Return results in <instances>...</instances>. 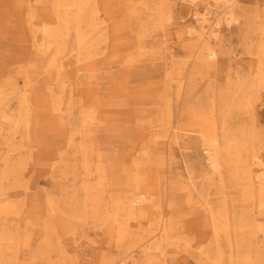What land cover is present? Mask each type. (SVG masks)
Listing matches in <instances>:
<instances>
[{
    "label": "bare ground",
    "instance_id": "1",
    "mask_svg": "<svg viewBox=\"0 0 264 264\" xmlns=\"http://www.w3.org/2000/svg\"><path fill=\"white\" fill-rule=\"evenodd\" d=\"M114 1L132 0H0V141L7 146L0 158V264L65 263L67 239L75 243L76 226L88 219L99 223L108 248L97 246L96 264H166L162 257L180 247L197 264H264V138L257 142L252 122L264 88V20H255L264 12L242 14L236 0H182L193 20L180 23L168 0H141L139 26L169 39L174 21L177 44L183 40L176 54L188 59L183 72L172 65L174 76L152 88V108L143 110L131 92L121 110L106 84L142 61L98 73V55L105 53L106 64L118 57L110 54L124 18L111 14ZM240 22L249 61L246 71L228 73L222 90L215 76L223 63L220 28ZM197 79L207 82V96L216 95L207 104L211 116L189 104ZM123 115V127L104 123ZM36 128L48 144L57 141L42 151L50 172L78 176L49 196L48 208L58 207L55 227L15 193L24 159L6 156L17 137L32 155L43 142L33 136ZM199 147L205 169L197 174L183 154ZM54 235L63 243L57 261L50 260Z\"/></svg>",
    "mask_w": 264,
    "mask_h": 264
},
{
    "label": "rangeland",
    "instance_id": "2",
    "mask_svg": "<svg viewBox=\"0 0 264 264\" xmlns=\"http://www.w3.org/2000/svg\"><path fill=\"white\" fill-rule=\"evenodd\" d=\"M143 2L145 1H114L111 14L117 19L124 18V22L121 24V30L114 36V40L112 41L113 49L110 55L111 57L118 55V57L117 60H115V58L111 59L110 57L112 61L109 60V63L106 64V62L103 63L104 57H106L105 53L100 54L98 55L100 58L97 65L100 67L98 71L99 75L103 76L107 73L111 74L117 71L119 72L120 68L118 62L120 64L122 63L121 66L125 67L127 62H130V59L132 58H134V61H142L140 63H136V65L142 64L139 65L137 71L125 70V67L124 71L122 70L123 72L119 74L120 78H122V81H108V84L106 85L108 86V91L112 94L110 103L113 105L119 107L123 106V103L127 101L129 97H131L132 92L133 97L135 95H140L142 109L144 110L145 108L148 109L149 107L152 108V106H154L153 101H155V93L152 92V88L159 89L162 80L167 79V75L174 76L172 71L177 70H171L172 65H177L181 69V72L184 71L185 65H182V63L188 58L182 53H180V55L176 54L179 50H181L180 44H182L183 40H181L180 44H177V34L174 31L175 24L173 23L174 21L188 23L193 19L191 15H189L188 11L183 7L182 0H168V2L172 5L173 14L175 16L173 18L174 21L171 22L172 24L166 27V31L170 32V38L168 39V36L163 35L158 29L155 31L154 29L148 28L147 26L142 29V26H139L143 20L140 18L138 9L141 8ZM234 2L236 5L238 4L239 7H236L240 8L238 11L242 14L250 11L252 7H255L256 11L264 12V0H236ZM131 15H137L136 17H138V21L136 22L135 17H132ZM253 15L257 16L255 13H253ZM255 20L256 23L259 20H264V16H258ZM241 26L242 22H240L239 25H223V27L220 28V31L223 34L221 38L222 44L224 45L220 52L222 56L221 61L223 63H221V70L218 71L215 76L217 85L221 89L225 85L228 73L232 74L237 70L246 71L247 68L249 61L248 58L250 55L245 51L243 44L239 41L241 38L243 39L242 35L240 36L241 32L239 31ZM246 39L248 41L250 37H247ZM172 52L175 53L173 57L171 56ZM241 60H243V63H241ZM255 61L256 58L252 59L250 63L254 64ZM136 65L131 69L135 68ZM167 72H170V74ZM209 76L211 77V74H209ZM210 80L213 81L212 79ZM206 85L207 82L204 79L196 80V83H194V89L190 94L189 104H195L198 113L204 116H211L214 112H212V114L209 113L210 106L207 104L210 102L213 104L212 100L216 99L213 98L216 95L213 94L211 97L207 96V90L205 89ZM218 92L219 91L217 90L214 93L217 94ZM254 103L255 106L254 110L252 111L254 118L252 122L254 127H256L255 129L257 131L258 137L261 138L257 141L259 143V141H263L264 138V88L260 92L258 100ZM214 104L218 105V101L216 100ZM120 109L122 110L123 108L121 107ZM244 117L247 118L246 116ZM249 120H251V118H249ZM187 121L189 120H186V122ZM246 121L248 120L246 119ZM104 123L116 127H123L126 124H129L124 115L119 116V119L109 118L107 121L105 120ZM39 128H36L33 136H36V138L40 137L43 139V142L34 147L32 150V155L28 154V147L24 142H21V137H17L16 142L15 139H13L14 142L10 143L11 150L8 151L10 153H7L6 156H9L11 161L16 163L18 158L24 159V163L18 166L19 178L15 181L16 184L18 183L15 193L19 194L20 197L31 201L32 204L35 205L36 211H38L41 219L55 227L56 218L54 213L58 214V210H56L58 207L55 205L54 208L50 210L48 208L49 205L47 206V201H49L48 199L50 197L55 199L54 197L57 196L58 189L54 187L55 185L62 183L73 185V179H71L69 176L72 174L75 175L74 178H78V176L76 175L77 171L76 173H71V170H69L67 172L68 174L62 176L63 178L58 179L60 173L55 175L53 173L54 171H52V173L50 172L49 167L44 164L46 159L42 157V151L44 148L48 151L51 149L53 150L57 141H50V144H48L44 139V136H46L45 131ZM3 143V141H0V158L3 155V152H6L5 149H7V146H5ZM188 152L189 156L191 155V157H189L191 158L190 161H195L194 166L196 173L198 174L201 169H205L203 152L199 147L198 149H189L188 151H185L183 155L185 156V154ZM175 154L177 155L176 151ZM181 157L182 155L179 154L178 160ZM186 162L188 163V158ZM199 180H202V178L199 177ZM75 181L77 184L80 182L77 179H75ZM214 197L215 195L212 197V199H214ZM59 204L60 203L58 202V205ZM185 210L188 212V208ZM182 213L183 212L181 211V214ZM88 220L89 221L82 224V226H76L77 229H75L76 231L74 234L75 243H73L71 238L67 239L66 236L68 242L65 245V250L67 248V256L65 258V263L63 261V264H96L95 249L97 246L101 245L105 249H108L105 243L99 240L101 238L99 223H97L96 219ZM34 228L36 231H33V238H37L36 236L39 229H37L35 226ZM58 230V233H62L61 229ZM194 234L195 233L191 234V236L193 240L196 241ZM62 236L65 237L64 235ZM57 239L58 238L54 235L52 240L54 244L50 253L51 261H57L61 259V254L59 253L58 248L63 243L59 245L60 243L57 242ZM59 239L63 238L59 237ZM97 240L98 242L94 243ZM32 242H34V239L31 240V243ZM117 255L118 252L115 249L109 256L114 258ZM167 257H162V260H165L166 258V264H197V260L193 258L188 259V254L184 252L181 247L170 250Z\"/></svg>",
    "mask_w": 264,
    "mask_h": 264
}]
</instances>
